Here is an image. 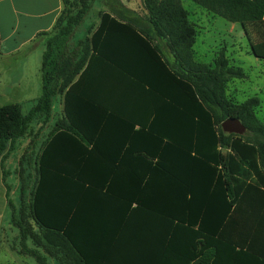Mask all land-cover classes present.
I'll list each match as a JSON object with an SVG mask.
<instances>
[{
	"label": "trees",
	"instance_id": "trees-1",
	"mask_svg": "<svg viewBox=\"0 0 264 264\" xmlns=\"http://www.w3.org/2000/svg\"><path fill=\"white\" fill-rule=\"evenodd\" d=\"M190 1L239 24L248 52L264 59V0ZM60 3L51 28L35 36L43 38L40 94L24 113L16 103L0 106V173L16 252L35 264H94L93 247L107 241L92 234L90 159L92 144L102 142L93 135L118 131L115 149L126 142L132 150V181L125 194L111 186L97 190H103L101 199L124 203L127 243L153 251L142 264L170 257L175 228L180 248L192 252L179 254L184 264H264L259 100L225 96L230 79L244 78L241 68L221 53L213 67L193 61L194 30L179 0H141L142 15L120 0ZM93 6L97 24L80 28ZM98 66L107 74L104 83H130L132 95L148 103V123L120 118L92 101L91 74ZM57 97L60 116L53 112ZM225 118H237L245 132L223 133ZM119 158L110 157L112 167ZM142 162L146 170L139 173L134 169ZM9 176L12 184L5 182Z\"/></svg>",
	"mask_w": 264,
	"mask_h": 264
},
{
	"label": "crops",
	"instance_id": "crops-1",
	"mask_svg": "<svg viewBox=\"0 0 264 264\" xmlns=\"http://www.w3.org/2000/svg\"><path fill=\"white\" fill-rule=\"evenodd\" d=\"M120 2L129 10L142 15L143 9L141 0H138L137 5L136 3L133 5V3L131 1L129 2V0H120ZM60 9V0H0V64L1 62L6 60L8 61L12 58L19 59V56H21L19 63H15L13 61L11 62L14 70H17V74L22 77H34L38 74L40 78L39 68L40 57L43 49V38H35V36L37 33L47 31L51 28ZM188 16L189 12H187V19ZM189 23L192 25L194 30V43L196 24H194V22ZM90 24L96 25L97 17L92 23H88V25ZM88 25L84 26L82 23L80 28H86ZM237 25L239 26V24ZM158 45L161 49L162 56L171 63L173 61L172 54L170 53L168 47L163 42H159ZM192 46V59L193 61L198 62L194 59ZM208 66L211 67L210 65ZM2 67L3 65H0V69ZM103 73L102 67L99 66L92 71L91 75L94 77L95 82L90 85L92 87V101L101 105L107 111L119 113L120 118L129 119L132 117L137 118L132 122L148 123L151 118L148 117V103L146 101L136 99L132 95L133 90L131 89L130 83H123L119 86L113 85V82H111L112 84L104 83L102 76H107V74ZM27 82L29 83V80ZM227 83L225 86V92ZM28 92L23 93L18 98V101H25L30 105L31 101L40 94L39 92L34 91L29 92L30 94ZM227 98L235 101L232 97ZM61 100V97H57L53 101V112L54 114L57 113L58 116H60L62 109ZM16 104L20 105L19 102H16ZM109 118L113 128H119V126L114 127V124L118 121H116L113 117ZM119 124H122V122ZM116 133H118V131L101 132L93 135L94 138H98L96 141L102 140V142H100L99 147L95 144L96 142L92 144L94 147H92V157L90 159V163L92 164L91 186L95 189L91 195V214L93 216L92 219L95 221L92 234L100 237L101 241L106 240L107 242H102L93 247L92 261H94V264H142V262L149 259V253L153 251H151L149 247L142 244L127 243V239L125 237V226L130 225V218L126 219L124 203L119 205L111 202L110 199H101L103 190H97V187L100 186L103 187L101 189H105L106 186H111L114 189H121L118 193L125 194L126 189L130 186V182L132 181L130 176L132 171L131 165L133 162L131 159L132 150L125 147L126 142H124V146L122 148L115 149V145H119V137ZM96 135L98 136L96 137ZM114 155L121 157L118 160V168L111 166L114 162H111L110 157ZM105 163H107V165H104ZM138 164L139 167L134 170H138L139 173H142L143 169L146 170L145 163L142 162ZM77 169L82 170L80 167L76 168V170ZM105 170L111 172L106 175ZM113 201L123 202L115 199H113ZM106 223L107 225L105 226ZM111 225L116 226V234L112 229L114 227H111ZM178 234L179 229H172V241L170 243V250H168L170 251V257L164 258L163 255L161 258L163 263L161 264H184L186 259H181L179 254L187 253L188 256L192 253L188 248H186V250H182L180 248V244L177 241ZM115 235L118 239L116 238V241H113V237ZM49 264H52V262ZM53 264L55 263L53 262Z\"/></svg>",
	"mask_w": 264,
	"mask_h": 264
},
{
	"label": "rangeland",
	"instance_id": "rangeland-1",
	"mask_svg": "<svg viewBox=\"0 0 264 264\" xmlns=\"http://www.w3.org/2000/svg\"><path fill=\"white\" fill-rule=\"evenodd\" d=\"M130 1L133 5L138 3V0ZM179 1L181 6L189 12V22L196 24V34L192 46L194 59L213 67L214 59L221 53L230 64L241 68L244 78L230 80L227 83L225 94L239 103L247 98L257 97L259 105L254 111L255 117L264 124V59L255 58L248 52L247 41L237 24L208 14L190 0ZM95 18L96 8L93 6L83 21L84 26L89 22L92 23ZM78 31L80 32V30ZM20 59L21 56L19 59L12 58L0 64L3 65L0 69V106L19 102L21 111L24 113L28 109L29 103L18 101V98L28 91L40 93V78L38 74L34 77L19 76L11 62L19 63ZM5 182L12 184L14 180L9 176L5 178ZM11 197L13 203L16 204L15 196ZM7 221L8 209L6 208L4 188L0 181V264H35L33 258L19 255L16 252L18 249L17 231L8 225Z\"/></svg>",
	"mask_w": 264,
	"mask_h": 264
},
{
	"label": "water",
	"instance_id": "water-1",
	"mask_svg": "<svg viewBox=\"0 0 264 264\" xmlns=\"http://www.w3.org/2000/svg\"><path fill=\"white\" fill-rule=\"evenodd\" d=\"M219 127L223 133L241 135L245 132L244 126L237 118H225L220 122Z\"/></svg>",
	"mask_w": 264,
	"mask_h": 264
}]
</instances>
